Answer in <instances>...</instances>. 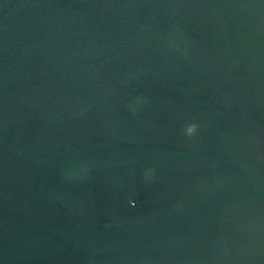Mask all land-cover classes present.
I'll list each match as a JSON object with an SVG mask.
<instances>
[{
	"label": "water",
	"instance_id": "1",
	"mask_svg": "<svg viewBox=\"0 0 264 264\" xmlns=\"http://www.w3.org/2000/svg\"><path fill=\"white\" fill-rule=\"evenodd\" d=\"M0 264H264V0H0Z\"/></svg>",
	"mask_w": 264,
	"mask_h": 264
},
{
	"label": "clouds",
	"instance_id": "2",
	"mask_svg": "<svg viewBox=\"0 0 264 264\" xmlns=\"http://www.w3.org/2000/svg\"><path fill=\"white\" fill-rule=\"evenodd\" d=\"M194 129H195V125H191L188 128V132L191 133L192 131H194Z\"/></svg>",
	"mask_w": 264,
	"mask_h": 264
}]
</instances>
